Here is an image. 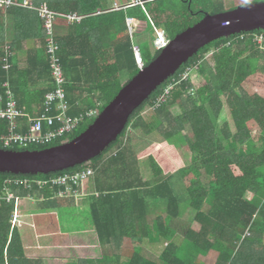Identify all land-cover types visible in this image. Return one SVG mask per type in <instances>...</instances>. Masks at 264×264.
I'll return each instance as SVG.
<instances>
[{
    "label": "trees",
    "instance_id": "trees-1",
    "mask_svg": "<svg viewBox=\"0 0 264 264\" xmlns=\"http://www.w3.org/2000/svg\"><path fill=\"white\" fill-rule=\"evenodd\" d=\"M12 1L14 6L0 9V108L6 107V93L12 91L24 113L17 119L20 132L28 130L31 117L44 112L46 94L54 88L39 9L46 5L58 15L80 17L66 23L67 36L54 41L66 79L68 114L81 121L46 145L7 148L0 140V149L19 152L63 145L86 131L140 73L135 46L145 67L160 55L162 50L156 48L152 55L144 54L134 38L144 40L149 34L154 43L162 30L173 39L206 13L227 12L225 4L215 0H134L119 8L110 0H28L32 8L22 6L25 0ZM255 33L264 34V29L220 38L201 48L134 112L101 157L50 175L0 173V264H44L41 256L28 255L32 226H14L15 211L28 209L24 200H34L37 211L77 207L75 198L58 196L64 187L39 188L33 182L88 169L95 171V193L87 207H78L87 211L80 217L64 215L65 231L92 232L79 239L94 247L84 253L96 258L79 259L78 264H264V95H248L242 88L250 77L264 76V49L253 40ZM30 40L35 47L25 51ZM206 54L212 68L203 62ZM188 69L193 72L187 81L178 82ZM171 85L167 100L155 108ZM92 112L98 115L91 117ZM9 127L10 120L0 118V134L7 135ZM137 136H148L151 142L140 152L133 142ZM184 148L188 161L181 153ZM9 180L20 184H8ZM176 180L183 185L181 191ZM26 181L32 185L25 186ZM75 190L81 192L82 186ZM186 203L196 211L199 231L182 219ZM80 221L84 229L78 228ZM183 240L188 242L185 253ZM147 246L157 258L144 253Z\"/></svg>",
    "mask_w": 264,
    "mask_h": 264
},
{
    "label": "water",
    "instance_id": "water-1",
    "mask_svg": "<svg viewBox=\"0 0 264 264\" xmlns=\"http://www.w3.org/2000/svg\"><path fill=\"white\" fill-rule=\"evenodd\" d=\"M130 23V22H129ZM264 29V1L205 17L177 34L158 58L141 69L88 127L63 145L40 151L0 149V173L50 175L85 165L118 139L130 118L201 48L220 38Z\"/></svg>",
    "mask_w": 264,
    "mask_h": 264
},
{
    "label": "built area",
    "instance_id": "built-area-1",
    "mask_svg": "<svg viewBox=\"0 0 264 264\" xmlns=\"http://www.w3.org/2000/svg\"><path fill=\"white\" fill-rule=\"evenodd\" d=\"M15 3L12 0H0V9H6L14 6ZM23 7L32 8V4L25 0L23 2ZM40 16L44 22V28L46 31V41H47V52L49 55V67L51 83L54 86L53 90L46 94L44 102V112L37 117H31L29 119V127L26 132L18 131L19 126L17 119L23 116V111L17 108V102L12 91L8 90L6 95L7 105L5 108H0V118H5L10 120V129L7 135L0 134V140L5 147L10 148L14 145L19 147H28L30 145H46L51 142L52 139L59 137L65 133L72 132L80 123L81 117L69 116L68 112L70 106L67 102V94L65 91V74L61 67L58 58L59 46L54 41L57 38L56 27L57 21L59 19L65 21L66 23H73L74 21H79L80 17L76 14L61 15L53 13L49 10L46 5L41 6L39 9ZM158 32V38L155 41L156 48L158 50H163L170 43V39L166 32ZM245 35H241L240 38H244ZM253 40L259 44L260 48L264 49V34H252ZM229 42L228 44H230ZM137 62L140 67L144 66L143 60L141 58L140 49L136 48ZM8 64L5 69H8ZM193 69H188L181 77L179 81L187 80L192 73ZM178 81V82H179ZM177 82V83H178ZM176 83V84H177ZM5 86L8 87L7 84ZM174 85L167 87L165 94L158 98L155 108L159 107L163 102H165L173 89ZM97 112H92L91 117L97 116ZM95 177V171L92 169L84 170L77 173H67L60 176H52L48 179L35 180L33 183L42 188L44 186L51 187H64L65 190L59 193V197L64 198L68 196L77 195L78 192L75 190L76 187L83 186L87 181ZM8 184H20L19 181L9 180ZM25 186L32 185L29 182H24ZM13 198L9 195V199Z\"/></svg>",
    "mask_w": 264,
    "mask_h": 264
},
{
    "label": "crops",
    "instance_id": "crops-1",
    "mask_svg": "<svg viewBox=\"0 0 264 264\" xmlns=\"http://www.w3.org/2000/svg\"><path fill=\"white\" fill-rule=\"evenodd\" d=\"M122 1H126V0H122ZM130 3H134V0L133 1L130 0ZM115 5L120 6L119 3L113 2L114 7ZM11 22L12 20L9 19L8 40L11 39L12 36V32L10 29ZM129 22H130L129 24L132 23V21ZM54 30H56L57 36L59 38H62L68 35L69 27L65 21L59 20L57 21ZM33 47H35L34 40L27 41L24 44L25 51ZM20 67L24 69L26 67V63L22 62L20 64ZM94 185H95L94 179H91L85 183V185L82 187L81 192H78V194L74 196H68V198H75L77 207L87 206L89 202L86 203V205L83 204L81 205L80 200L81 198H84L83 199L84 201L90 200V197L95 193ZM71 209L72 208H50L42 211L33 210L34 212L41 214V219L39 220V222L37 221V223L33 222L34 226L33 224H31L33 231H31L30 239L26 242V249L28 250L27 251L28 255H30L31 257L41 256L43 258V261L45 259H48L46 256H50V257L53 256L52 259L54 260L61 259L64 262H72L71 260H75L74 258L75 254L78 253L79 255H82L85 254L84 252H86L87 249L94 248L92 246L83 244L82 243L83 240L79 239V237L81 236L91 235L92 234L91 231H84V232L65 231L64 215ZM26 212L33 213L31 211L29 212L26 211ZM76 257H77L76 259H84V258L92 259L91 257H78V256Z\"/></svg>",
    "mask_w": 264,
    "mask_h": 264
},
{
    "label": "rangeland",
    "instance_id": "rangeland-1",
    "mask_svg": "<svg viewBox=\"0 0 264 264\" xmlns=\"http://www.w3.org/2000/svg\"><path fill=\"white\" fill-rule=\"evenodd\" d=\"M264 0H215V2H221V3H224L225 4V8L228 11H231V10H234L238 7H241V6H244V5H247L249 4L250 2H263ZM112 4L113 2L115 3H118L122 6H125L127 4H130V0H126V1H120V0H111ZM133 35V33L131 34ZM146 39H142L140 37H137V38H134V41L135 43L137 42L138 45L141 46L142 48V52L144 54H147V55H152L154 53V51L156 50L155 49V46H154V43L152 41V39L150 38V35L147 34L145 36ZM135 48H137V46H135ZM209 55L210 54H206L204 56V60L203 62L209 67V68H212V64H211V61H210V58H209ZM193 72V71H192ZM264 75V73H261ZM264 76H257V75H254L252 77H250L249 79H247L243 85H242V88L243 90L248 94V95H254L256 92L258 93H261L264 95ZM130 134H134V132H132V130H130ZM142 137V136H141ZM157 138V136L153 137V139ZM124 140L125 142H128V138L127 137H124ZM133 142H134V146L136 148V150L138 152L144 150L147 146H149L151 144L148 136H143L142 138H137L136 139H133ZM185 161L189 160L188 158V152L186 151V148H184L182 151H181ZM175 182H177V191L179 189V187L182 188V183L179 182L178 180H176ZM180 190V189H179ZM181 191V190H180ZM179 193V192H178ZM180 197H181V194L179 193ZM182 198V197H181ZM84 198H81L80 200V204L82 205H86V203H88L89 201H84L83 200ZM27 207H28V210L26 211H31L33 213H27L26 211H20V210H16L15 211V215H14V219H13V223H14V226H17V227H20L22 226V223L26 222V223H30V224H33L34 226V223H37V221L39 222V220L41 219V214L40 213H37V212H34L33 209H34V200H24L23 202ZM186 206H182V219L183 221H187V222H191L192 223V229L194 231H199L200 230V226L199 224H197L196 222H194V218L196 216V211L191 209L190 206H188V204L186 203L185 204ZM87 207V206H86ZM82 211H87L86 209L84 208H78V207H74L72 208L71 211H68V213H73L74 215H77L78 217H80V213ZM73 216V215H72ZM75 217V216H74ZM73 218V217H72ZM81 219V218H80ZM184 221V222H185ZM86 226V224H84V222L80 221L78 222V228L79 229H84ZM183 226H185V224L183 222L179 223V227L183 228ZM24 233V232H22ZM151 246H147L145 248V251L144 253L149 256L150 258H157L158 254L154 251H152L151 249ZM110 251V250H109ZM188 251V242L186 240H183L182 242V247H181V252H187ZM111 252V251H110ZM100 253H102L101 249H100ZM91 257V258H96L94 256H88L86 254H82V255H79L78 253L75 254L74 258L76 259L77 257ZM48 259H45L44 260V264H78V260L79 259H76L75 261H72V262H64L62 261L61 259H58V260H54L52 259V257L50 256H46ZM57 258V257H56Z\"/></svg>",
    "mask_w": 264,
    "mask_h": 264
},
{
    "label": "clouds",
    "instance_id": "clouds-1",
    "mask_svg": "<svg viewBox=\"0 0 264 264\" xmlns=\"http://www.w3.org/2000/svg\"><path fill=\"white\" fill-rule=\"evenodd\" d=\"M119 7H120V6L115 5V8H119ZM159 31L164 32V31H162V30H159ZM166 34H167V33H166ZM167 36H168V34H167ZM168 37H169V36H168ZM157 38H158V32H157V37H156V39H157ZM156 39H155V41H156ZM169 39H170V38H169ZM155 41H154V45H155ZM170 41H171V39H170ZM155 48H156V45H155ZM156 49H157V48H156ZM157 50H158V49H157ZM143 63H144V62H143ZM143 68H145V65H144L143 67H141V69H143ZM182 75H183V74H182ZM182 75H181V76H182ZM181 76H180V77H181ZM188 78H189V77H188ZM179 80H180V78H179ZM186 81H187V80H186ZM179 82H180V81H179ZM98 117H99V116H98ZM98 117H97V118H98ZM92 179H94V178H92ZM90 180H91V179H90ZM87 182H88V181H87ZM84 185H85V184H84ZM84 185H83V186H84ZM83 186H82V187H83ZM77 192H78V191H77Z\"/></svg>",
    "mask_w": 264,
    "mask_h": 264
}]
</instances>
